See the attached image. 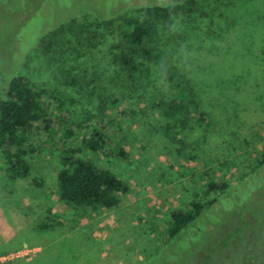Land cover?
Returning <instances> with one entry per match:
<instances>
[{"label":"rangeland","instance_id":"rangeland-1","mask_svg":"<svg viewBox=\"0 0 264 264\" xmlns=\"http://www.w3.org/2000/svg\"><path fill=\"white\" fill-rule=\"evenodd\" d=\"M185 1L0 0V77L26 76L60 93L74 119L97 114L99 102L65 85L57 57L41 53L48 36L71 19L183 5L160 29L185 79L207 84L196 92L210 116L179 126L161 111H139L121 119L126 161L85 153L127 186L111 210L59 200L56 152L27 159L41 187L0 174V258L10 255L3 264H264V0ZM169 88L163 85L167 95ZM211 180L227 189L170 238V213L186 210Z\"/></svg>","mask_w":264,"mask_h":264},{"label":"trees","instance_id":"trees-1","mask_svg":"<svg viewBox=\"0 0 264 264\" xmlns=\"http://www.w3.org/2000/svg\"><path fill=\"white\" fill-rule=\"evenodd\" d=\"M193 2L186 0L184 5ZM182 7L146 6L133 16L87 18L80 24L71 19L48 36L49 45L41 53L57 57V70L66 86L98 100L97 114L74 119L60 93L49 94L26 76L0 77V174L9 180L30 179L41 187L27 159L42 150L56 152L58 196L64 205L116 208L127 186L113 171L84 157L85 153L96 159L126 161L129 154L121 119L140 117L139 111H161L179 126L192 119L207 124L210 118L196 92L207 84L185 79L178 52L166 44L160 29ZM164 84H169L171 95L163 90ZM220 90L225 91L222 85ZM226 189L224 182L205 183L186 210L170 213L168 236L176 237L216 203L214 194Z\"/></svg>","mask_w":264,"mask_h":264},{"label":"built area","instance_id":"built-area-1","mask_svg":"<svg viewBox=\"0 0 264 264\" xmlns=\"http://www.w3.org/2000/svg\"><path fill=\"white\" fill-rule=\"evenodd\" d=\"M18 254L20 255V253L17 252V253H15L14 256H15V257H16V256H19ZM25 254H26V255H25ZM27 254H28V253H24V254L21 255V256H28ZM9 256H10V255H9ZM9 256H6V257H2V258H0V262H1L0 264H3V262H5V260H7L6 258H9Z\"/></svg>","mask_w":264,"mask_h":264}]
</instances>
